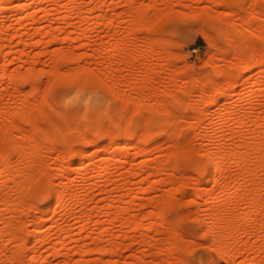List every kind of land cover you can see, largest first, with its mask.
Here are the masks:
<instances>
[{
  "label": "rangeland",
  "instance_id": "1",
  "mask_svg": "<svg viewBox=\"0 0 264 264\" xmlns=\"http://www.w3.org/2000/svg\"><path fill=\"white\" fill-rule=\"evenodd\" d=\"M73 1L79 2V9L82 8L80 9L81 12L88 11V8L92 9V7L96 9H93L95 13L92 15L90 23L84 22L81 15L69 21L66 14L67 9L70 6L73 7ZM81 1H83L82 4ZM224 1L0 0V21H4L8 27L10 26V31L6 35L9 43L6 51L8 58L14 59V62L12 61L13 63L8 64L6 68L0 67V128L4 129L6 126L3 127L4 124H11L15 135L22 139L21 136L25 134L27 138L30 133L25 130L27 128L26 121L18 118V110L21 111L24 107L21 112L24 111V114L28 115V111L30 115L35 107L36 112L40 114L47 110L48 115L44 118L41 117L39 120L42 128L54 130L55 123L53 126L52 122H59L58 124L63 130L66 128L69 138L68 142L65 143L61 132L58 134L60 141L56 144L52 140L49 142L50 136V139L44 137L45 142L40 139V148L42 149L37 152L39 158L36 159V163L42 170L36 180V186H39L40 194H32L30 201L32 199L31 202L36 203L39 201L43 203L46 211L42 209V211L37 212L33 206L27 211L24 203L8 208L9 202L2 200L3 192H6L7 188L11 191V202L14 204L18 192L23 191L25 195L24 191L26 192L27 188L24 187L25 189L23 188L22 191L17 188V182L23 177L18 176L11 179L8 177V172H6V176H0V198L2 197L0 199L2 200L0 201V233L6 230L9 231L15 225L9 227L5 222L12 218L14 223L17 224L19 220L17 221L16 218L20 217L24 220L21 223L23 224L21 235L23 241L28 242V247L26 246L21 255H17V260L16 251L18 250L19 240L17 238L13 239L14 241L0 240V264H20L21 259L19 260V258H22V264H29L30 261H25V259L29 258L30 260L31 254L33 262L31 261L30 264H264V147L261 149V154L258 155L256 149H254L255 147L252 148L255 144L252 143L250 144L252 146H248L249 150L247 149L246 152L253 159L250 160L249 157V160L247 158V161L241 164L246 165V167L249 166L247 168H252V171L249 170V178L247 177L248 179L244 180V184H247L244 185L245 188H236V178L243 166L235 163L236 153L238 154L236 151L241 149L242 142L252 140L254 143L256 140H260V143L264 142V124L259 126L257 123L258 119L264 121V63L258 60L251 64L250 69L245 70L244 67L252 54V50L249 52L251 39L254 42L253 49L259 46L260 49H256V52L261 50V54L258 52L259 55H262L259 58L261 60L264 58V0H227L229 1L227 5ZM249 5L251 8L248 7ZM241 6L245 7H243L244 10ZM130 10L140 11L143 14L135 17L129 14ZM247 10L250 12H247ZM223 20L227 22H223ZM73 25H78L82 29L91 25L90 46L84 44L85 39L83 37L73 38L71 31ZM23 26L29 28V31L23 35V39L28 42L26 47L23 43L18 44L17 41L20 37L15 36L16 31L23 28ZM221 27L222 30H220ZM223 27L228 30L231 37L233 35L232 39L234 41L223 30ZM37 28L42 30L38 35L34 32ZM48 30H53L56 33L55 40L50 41L51 43L47 40L46 32ZM234 30H236V33ZM222 31L228 37L224 36ZM248 32L251 33L250 36H248ZM241 33L243 34L241 35ZM245 34L248 37H245ZM127 36L131 40L133 39L134 41H132L135 43L133 44L128 39V45L133 48V51H137V57L131 56V59L134 60L132 61L135 62V64H131L133 67L129 65L130 63L128 65L127 63L124 64L118 58H115L114 62L111 61L114 41L127 39ZM224 37L230 42H227ZM243 39L246 42H248L247 40L250 41L249 46L245 45L248 43H244ZM99 47H102L101 49L104 51L98 49ZM234 47L239 49L237 50L239 53L235 52L236 48L234 49ZM232 48L234 51H232ZM23 49H25L24 54L21 53ZM62 50L66 52L68 50V54L71 53L68 59L64 56L65 60L62 57L61 59L60 57L57 58ZM236 53L240 54L241 57L235 55ZM55 54L57 59L54 58ZM231 55L232 57L237 56L236 61ZM70 56H73V58ZM242 58H246L247 61L242 60ZM53 60L54 62L57 60L56 62H60L62 65L60 66L62 75L77 69V67L93 72L94 79L92 81L90 79L92 83H88L89 79L82 78H79V81L77 79L76 82L73 79H70L72 81L66 79L67 83L62 82L61 79L62 83L60 81L56 82L57 79H53L54 77L49 74L51 67L53 68L54 65H52ZM213 66L215 68L220 67L222 70L225 69L224 71L229 68L233 69H231L233 73L230 76L228 75L229 77L227 76L225 79L222 76L221 81H218L221 82V90L223 87L228 89L233 86L231 94L226 96L221 94V91L217 93V86L215 89L212 82L215 77L216 80H219L220 77L216 75L217 72ZM30 68L35 71V81L22 79L23 81L21 80L13 86L15 83L12 77L9 78L10 73H15L18 70L27 73ZM105 70L108 74L105 73ZM112 70L115 71L112 72ZM147 71L155 76L153 78L151 76L155 82L149 78L150 76L146 75L148 74ZM214 71L216 73H213ZM110 72L114 73L112 79L109 77ZM240 72H244L241 80ZM143 77L146 78L145 82L150 83L151 80L153 84L144 83L146 86H143ZM201 77L213 86L209 87L206 93L197 90V84L203 81ZM66 80L63 81L66 82ZM113 83L117 87H114ZM137 83L138 85H136ZM187 83L188 85H186ZM32 84L34 87L36 86L34 91L32 90L34 89ZM140 84L143 86L141 89H145L150 95L149 97L147 93H143L146 99L143 98V95V100L141 101L142 98L139 99L149 109L146 112L144 111V114H152V117L156 120L163 119L164 116L168 118L167 114L163 116V113L159 112L165 106L171 112L179 114L177 117L175 116L177 120L175 123L177 124L174 127L175 129L172 130L173 133L171 132L173 125L171 129L169 127L170 134H167L169 130L165 133L157 125H154L152 135L146 142L142 143L146 151H141L139 154V151L132 145L133 147L130 146L126 150L128 151V154H126L128 159L125 157V162H117V164L115 161L116 151L118 150L117 142L125 137V133L115 129L114 141L109 143L107 137L101 138L100 141H105L104 143L110 145L106 146L107 149L103 153L94 155V151L91 150L92 147H95L94 144L92 146L85 142V135H92V132L81 129L83 133H79L80 130L76 129L87 122L96 125L100 121L104 129H106L104 124H109L108 127H114L117 123H122L133 112V100L130 99L127 108H124L126 103L121 100L124 99L121 95L124 94L123 91L126 92L130 88L132 90H128L129 93L132 92L131 98L139 97L138 91L136 93L135 90L142 91L138 88ZM148 85L158 89L157 92L160 90L161 93L158 92L160 93L158 95L155 89H151L150 86L149 88ZM110 86L113 87L110 88ZM188 86L190 90H188ZM15 87L20 88V90L15 89ZM38 87L40 88L38 89ZM116 88L120 97L117 95L118 92L114 91ZM134 88L136 89L134 90ZM111 89H114V92ZM148 89L149 91H147ZM211 89L213 92L210 91ZM30 90L33 92L31 93ZM74 90L75 92H73ZM153 90L156 92L155 95L152 93ZM184 90L191 91V93H186ZM63 93H70L72 95L71 99L67 102H61L60 98ZM151 93L153 96H151ZM174 96H179V99ZM213 96L217 99V102H212ZM39 101H42L43 109L41 105H38ZM30 104L34 107L31 105L30 108ZM18 105L23 107L20 108ZM49 105L58 108L60 112ZM199 110H203L199 112L200 120H202L200 122L209 120L210 114L216 112L213 114L212 124L206 131H200L195 124H193L194 127L193 125L190 126V123L196 120L193 116H196L195 114ZM9 111L11 112L9 113ZM82 112H85V117ZM247 112H251L252 120L248 124H243L239 118ZM13 120L17 125L13 123ZM104 120L105 122H103ZM14 126L17 129H19V126H24L25 131H15ZM2 130L0 129V135L3 133ZM42 134L44 133L42 132ZM208 136L212 137L215 144H224L228 151L235 144L236 146L239 145L235 149L236 153L232 154L225 164V173L220 178L224 184L223 187L219 183L214 185L212 180L206 181L211 168L207 165L206 154H203L206 151H204L201 141ZM80 139L82 140L81 143ZM135 139L136 137H132L131 140ZM23 142L28 143V138L24 139ZM114 142L115 145H112ZM41 145L44 147H41ZM262 145L264 146V143L260 144L261 148ZM50 146H53V149ZM79 147L84 150L88 149L85 152L86 155L77 156L72 154L64 159L65 164L70 162L67 164L69 167H73L72 162H74V166L77 164L79 169L77 173L75 172L72 175V181L70 180L73 190H70V196L68 195L65 202L54 210L55 191L50 177L55 173L57 164L61 162L62 151L66 149V151H72L73 148L79 150ZM108 153H111L112 157L109 167L110 173L100 176L101 167L98 164L104 156L110 155ZM86 156H96L94 159L96 164L93 166V170L88 171V173L85 171V162L88 161ZM257 156L261 161L255 160L258 159ZM156 160L163 161L161 164L163 163L164 167L167 166L168 169L167 167H165V170L160 169L159 166L157 167ZM254 160L255 163L250 166L248 163L250 161L253 163ZM154 161L156 162L154 163ZM144 162H151V167L141 173L139 167ZM25 164H21V166ZM3 170H5L4 167L0 165V173ZM171 171L175 174H171ZM202 173H205L204 185L203 188H197L198 180L195 176L199 178ZM36 195H39L40 198H36ZM77 195H81V199ZM164 200H170V205H159ZM226 205L232 210L238 211L241 220L236 223V226L234 225V228H229L231 235L228 238V244L226 247H222L221 234L224 228L220 227L221 229L218 228L215 233H210L205 217L209 209L212 215L217 216L218 210ZM15 226L11 231L19 234L20 231ZM35 231L44 235L39 237V241L32 238ZM46 233L49 234L48 241L43 240L47 235ZM181 233L183 234L180 235L182 237L179 236ZM242 244H244L246 251L244 256L240 255ZM112 245L115 248L112 249L114 252L116 248L120 250H118V255L116 254L117 251L112 253L113 255H105L101 247L106 249L107 247L111 248ZM34 246L38 248H34ZM4 248L9 250L14 248L12 250L14 252L8 251L10 254L11 252L14 253L15 258L12 256V258L7 257L6 259L4 254L1 253ZM84 248L92 249L89 252L81 253V250H86ZM32 249L37 250L33 251ZM93 251L95 252L93 253ZM254 252L261 257L262 261L260 263L250 261L255 256ZM36 253L38 254L36 255ZM23 255L25 259H23ZM108 258L110 259L108 260ZM138 259H145L143 260L145 262ZM110 260L113 262L111 263ZM134 260L137 263H133Z\"/></svg>",
  "mask_w": 264,
  "mask_h": 264
},
{
  "label": "bare ground",
  "instance_id": "2",
  "mask_svg": "<svg viewBox=\"0 0 264 264\" xmlns=\"http://www.w3.org/2000/svg\"><path fill=\"white\" fill-rule=\"evenodd\" d=\"M12 1H15V0H12ZM38 1V0H37ZM220 1V0H219ZM221 1H224V0H221ZM244 1H246V0H244ZM218 2V1H217ZM224 2H226V5H227V2H229V1H224ZM74 5H73V7L72 6H70L68 9H67V14H66V17L67 18H69V21H71V20H73V18H76V16H78V15H81V17H82V19H83V21L84 22H86V23H88L91 19H92V15L95 13V11L94 10H96V9H94L93 7H92V9H89L88 8V11L87 10H85L84 12H81L80 11V9H82L81 7H80V9H79V2L77 1V2H72ZM83 3V1H81V4ZM219 3H222V2H219ZM252 3V2H251ZM229 4V3H228ZM245 4V3H244ZM246 5V4H245ZM244 5V6H245ZM243 6V7H244ZM230 7H231V5H230ZM242 7V6H241ZM242 7V8H243ZM248 7H250V5L248 6ZM245 8V7H244ZM244 8H243V10H244ZM251 8V7H250ZM254 8V6L252 7V9ZM84 9V8H83ZM94 9V10H93ZM248 9V8H247ZM97 10H98V8H97ZM248 10H251V9H248ZM247 10V12H250V11H248ZM83 11V10H82ZM101 11V10H100ZM103 11V10H102ZM129 14H132V15H134L135 17H138V16H142V14H143V12H140V11H134V10H130L129 11ZM131 15V16H132ZM213 15V14H212ZM99 16V15H98ZM79 17V16H78ZM219 17V16H218ZM217 17V18H218ZM78 19V18H77ZM221 19V18H220ZM223 19V18H222ZM78 21V20H77ZM76 21V22H77ZM81 21V20H80ZM222 21V20H221ZM73 22V21H72ZM72 22H70V24H72ZM223 22H227V21H225V20H223ZM229 22H231V21H229ZM90 23V22H89ZM229 24V23H228ZM232 24H235L234 22H232ZM236 25V24H235ZM68 26V25H67ZM222 26H224V25H222ZM233 26V25H232ZM70 27V26H69ZM73 28V30H71L72 31V35L74 36L73 38L74 39H77V38H81V37H83L84 39H85V43L84 44H87V45H89L90 46V44H91V41H90V39H89V37H90V31H91V25H90V27H89V25L87 26V27H89V28H85V29H82V27H79L78 25H73L72 26ZM9 28H10V26L8 27L7 25H6V23L4 22V21H0V67H4V68H6L7 66H8V64H10L12 61L14 62V59H9L8 58V53H7V51H6V47L9 45V43H8V38H7V34H8V32L10 31L9 30ZM235 28V27H234ZM233 28V29H234ZM226 28H224L223 27V30H225ZM220 30H222V27H221V29ZM245 30V29H244ZM243 30V31H244ZM29 31V28H27V26H23V28H19L17 31H16V33H15V36L17 35V36H19L20 37V39H19V41H17V43L18 44H20V43H23L24 44V47H26L27 45H28V42H27V40L26 39H23L24 37H23V35L24 34H26L27 32ZM70 31V32H71ZM236 30H234V32H235ZM37 35L39 34V33H41L42 32V30L40 29V28H37V29H35V31H34ZM223 32V31H222ZM225 32L228 34V30H225ZM242 32V31H241ZM34 33V34H35ZM236 33V32H235ZM239 33V32H238ZM247 33V32H246ZM249 33V32H248ZM35 34V35H36ZM46 34H47V40L50 42V41H53V40H55L54 38L56 37V33H55V31H53V30H48L47 32H46ZM227 34H225L224 32H223V35L225 36H227L228 37V35ZM243 33H241V35H242ZM250 34L251 33H249L248 34V36H250ZM115 35V34H114ZM129 35V34H128ZM237 35V34H236ZM239 35V34H238ZM246 35V34H245ZM230 37H231V35H229ZM240 36V35H239ZM247 35L245 36V37H248ZM126 37V36H125ZM128 38L126 39V38H124V40H120L119 41V39H118V41H114V46H113V52L111 53L112 55V62H114V60H115V58L117 59H119L120 61H123L124 62V64H126L127 63V65H128V63H130L129 65H131V64H135V62H133L134 60L133 59H131V56L132 55H134V57H137L136 56V54H137V51L135 52V51H133L132 49L133 48H131L130 47V45H128V43H127V40L129 39L130 41H132L131 39H130V37L129 36H127ZM229 37V38H230ZM232 37H233V35H232ZM232 37H231V39H232ZM122 39V38H121ZM126 39V40H125ZM224 39L225 40H227L226 39V37H224ZM115 40H117V39H115ZM240 40H241V37H240ZM244 40V39H243ZM47 41V42H48ZM134 41V40H133ZM133 41H132V43H133ZM229 40H227V42H228ZM232 41H234V39H232ZM236 41V40H235ZM248 42H246L245 40H244V43L246 42V43H248V44H245V45H248L249 46V44H250V41L249 40H247ZM251 41H252V43L250 44L251 45V49H249V52L252 50V54L250 55V57H249V59H248V61L247 60H245V59H243L242 58V60H244V61H247V64L244 66L245 67V70H247V69H250V67H251V64L252 63H254V62H257L258 60L260 61V62H262V63H264V58L261 60L260 58V56H262V55H259V53L261 52V50L259 51H257L256 52V49H258L259 48V46L257 47V48H255V49H253L254 47H252V45H253V40L251 39ZM226 42V41H225ZM230 42V41H229ZM237 42V41H236ZM16 43V45L18 46V44ZM51 43V42H50ZM105 43V42H104ZM232 43V42H231ZM230 43V44H231ZM103 44V43H102ZM101 44V45H102ZM129 44H131V43H129ZM133 44H135V43H133ZM100 45V46H101ZM232 45V44H231ZM256 45V44H255ZM103 46V45H102ZM109 46V45H108ZM234 46V45H233ZM235 46H237L236 44H235ZM247 46V47H248ZM153 47V46H152ZM238 47V46H237ZM237 47H234V49H235V52L237 51V50H239V49H237ZM247 47H244L245 49L247 48ZM17 48V47H16ZM102 48V47H101ZM100 47L98 48V49H100L101 51H104V50H102ZM105 48V47H104ZM150 48V47H149ZM106 49V48H105ZM233 49V48H232ZM234 49L232 50V51H234ZM260 49V48H259ZM150 50V49H149ZM148 50V51H149ZM231 50V49H230ZM253 50H255V51H253ZM63 51V55L61 54V52ZM62 51H60V53L58 54V56H57V58L58 57H60V59H61V57L63 58V60H65L64 59V57H66L67 59H68V57H69V55H71V53L70 54H68V50H67V52L65 51V50H62ZM109 51V50H108ZM245 51V50H244ZM68 54H66V53ZM98 52L100 53V51L98 50ZM135 52V53H134ZM234 52V53H235ZM238 52V51H237ZM247 52V51H246ZM259 52V53H258ZM21 53L22 54H24L25 53V49H23V50H21ZM97 53V52H96ZM102 53V52H101ZM133 53V54H132ZM234 53H233V55H234ZM239 53V52H238ZM241 53V52H240ZM86 54V53H85ZM231 54H232V52H231ZM248 54V53H247ZM261 54V53H260ZM60 55H62V56H60ZM97 55V54H96ZM101 55V54H100ZM109 55V54H108ZM140 55V54H139ZM235 55H239L240 57H241V55H242V53H241V55L240 54H235ZM55 56H56V54L54 55V58H55ZM64 56V57H63ZM74 56V55H73ZM73 56H70L71 58H73ZM117 56V57H116ZM97 57H99V56H97ZM133 57V56H132ZM231 57H232V55H231ZM236 57L237 56H235V57H232V58H234V60L236 59ZM240 57H238V58H240ZM244 57V56H243ZM247 57V58H248ZM260 57V58H259ZM19 58V57H18ZM53 58V59H54ZM57 58H55V59H57ZM130 60H131V62H133V63H131L130 62ZM133 60V61H132ZM137 60V59H136ZM240 60V59H239ZM57 60H55V62H54V60L52 61L53 63H52V65H53V68L51 67V69H50V75H51V77H54L53 79H57L56 80V82H58V81H60V79L62 80V82H64V83H67V80L66 79H68V80H70V79H73L75 82H76V80L78 79V81H79V78H82V79H89L88 80V83H92L91 81H92V79H94L93 78V72L91 73V72H88L86 69H84V68H78L77 67V69H75V70H72V71H70V72H67V73H65V75L63 74H61L60 73V69H61V67L60 66H62L61 64H60V62H56ZM62 61V60H61ZM110 61V60H109ZM119 61V62H120ZM148 61V60H147ZM236 61V60H235ZM238 61V60H237ZM12 62V63H13ZM111 62V63H112ZM116 62V61H115ZM140 62H143V61H140ZM62 63V62H61ZM64 63V62H63ZM107 63V62H106ZM105 63V64H106ZM259 63V62H258ZM35 64V63H34ZM109 64V63H108ZM121 64V63H120ZM136 64H137V62H136ZM142 64V63H141ZM147 64V63H146ZM148 64H149V61H148ZM153 64V63H152ZM29 65V64H28ZM30 65H32L31 63H30ZM66 65V64H65ZM99 65V64H98ZM140 65V64H139ZM135 66V65H134ZM137 66H138V64H137ZM230 66H233V65H230ZM29 67H31V66H29ZM34 67V66H33ZM99 67V66H98ZM97 67V68H98ZM102 67H104V66H102ZM111 67V66H110ZM131 67H133V65H131ZM144 67H145V64H144ZM146 67H148V65H146ZM156 67V66H155ZM169 67V66H168ZM214 67V66H213ZM217 67V66H216ZM233 67H235V66H233ZM3 68V69H4ZM87 68V67H86ZM106 68V67H105ZM109 68V67H108ZM127 68V67H126ZM150 69H151V67H149ZM157 68V67H156ZM166 68V67H165ZM215 68V67H214ZM218 68V69H217ZM217 68H215L216 69V72L214 71L213 73H216V75H218L219 77H220V79L219 80H216L215 78V80L213 79V82H212V84H213V86H215V89H216V86H217V93L219 92V91H221L220 93L221 94H224V95H229V94H231V91H233V89H232V87L230 88H224L223 86V88H222V90H224L223 92H222V90H221V82H218V81H221V77L223 76L225 79H226V77L229 75L230 76V74L231 73H233V69L232 68H229L228 70H226V71H224V70H222V68H220V67H217ZM220 68V69H219ZM236 68V67H235ZM19 69V68H18ZM34 69V68H33ZM89 69V68H88ZM104 69V68H103ZM132 69V68H131ZM167 69V68H166ZM170 69V68H169ZM232 69V70H231ZM5 70V69H4ZM53 71V75L51 74V72ZM97 70H99V69H97ZM109 70H110V68H109ZM116 70V69H115ZM115 70H112V72H114ZM6 71V70H5ZM4 71V72H5ZM28 71V70H27ZM62 71V70H61ZM106 71V70H105ZM111 71V70H110ZM142 71H144V70H142ZM145 71H146V69H145ZM161 71H163V70H161ZM170 71V70H169ZM174 71V70H173ZM35 71H32V68H30V71L29 72H27V73H23L21 70H18L17 72L15 71V73L14 72H12V73H10V77L9 78H13V80H14V85L13 86H15L19 81H21L22 79H28V81L29 80H31L32 82H33V80L35 81V78H36V75H35V73H34ZM63 72V71H62ZM112 72H110V75H109V77L112 79V77H113V75H114V73H112ZM148 72V71H147ZM158 72V71H157ZM103 73V72H102ZM105 73H107V71L105 72ZM150 72H148V74H146V75H148V76H150L149 78L151 79V80H153L152 78H153V74L152 73H150ZM241 73V72H240ZM243 73L244 72H242L241 73V77H240V80L243 78ZM6 74V73H5ZM108 74V73H107ZM144 74V73H143ZM160 74V73H159ZM164 74V73H163ZM98 75V74H97ZM95 76V75H94ZM105 76V75H104ZM141 76V75H140ZM144 76V75H143ZM151 76H152V78H151ZM211 76V75H210ZM228 76V77H229ZM245 76V75H244ZM4 77V76H3ZM101 77V76H100ZM106 77V76H105ZM155 77V76H154ZM160 77V76H159ZM176 77V76H175ZM8 78V77H7ZM144 79H142L143 80V86H146L144 83H148V82H145V77H143ZM148 78V79H149ZM211 78H213V77H211ZM211 78H209V79H211ZM90 79H91V81H90ZM103 79V78H102ZM147 79V80H148ZM201 79H202V77H201ZM208 79V80H209ZM63 80H66V82L65 81H63ZM106 80V79H105ZM108 80H109V78H108ZM146 80V81H147ZM151 80L149 81L150 83H148V84H151L152 82H151ZM200 80V79H199ZM203 80V81H202ZM201 81V83L199 84H197L196 82V80H194V81H196L195 83L198 85V88H197V90H198V92L200 91L201 93H206L207 91H208V89H209V87H211L212 85L211 84H209V82H207V81H204V78L202 79ZM23 81V80H22ZM70 81H72V80H70ZM94 81V80H93ZM141 81V80H140ZM193 81V82H194ZM212 81V80H211ZM61 82V81H60ZM61 82V83H62ZM69 82V81H68ZM81 82V81H80ZM83 82V81H82ZM97 82H98V80H97ZM106 82V81H105ZM109 82V81H108ZM111 82V81H110ZM112 82H114L113 80H112ZM111 82V83H112ZM142 82V81H141ZM153 82H155L154 80H153ZM238 82H239V80H238ZM94 83V82H93ZM235 83V82H234ZM77 84V83H76ZM75 84V85H76ZM99 84H100V81H99ZM108 84V83H107ZM114 84V83H113ZM113 84H110V85H113ZM153 84V83H152ZM220 84V85H219ZM239 84V83H238ZM74 85V86H75ZM115 85V86H114ZM113 86L114 87H117L116 86V84H114ZM118 85V84H117ZM136 85H138V83L136 84ZM186 85H188V83L186 84ZM189 85H190V82H189ZM32 86H33V84H32ZM113 86H110V88L111 87H113ZM142 86V84H140V86H138V88L139 89H141V87H143ZM150 85H148V87H149ZM155 87H156V85H154ZM212 86V87H213ZM136 87V86H135ZM151 87V86H150ZM149 87V88H150ZM196 87V86H195ZM33 88L34 89H32L33 91L34 90H36V86L34 87L33 86ZM40 87H38V89H39ZM137 88V87H136ZM136 88H134V90L136 89ZM153 87H151V89H152ZM15 89H19L20 90V88H17V87H15ZM14 89V90H15ZM37 89V90H38ZM129 90H132V89H130V88H128ZM127 89V91L125 92V91H123L124 92V94L123 93H120V94H123V95H121V97L123 96V98L124 99H121L122 101L124 100L125 102L124 103H126L125 104V106H124V108H127V103L129 102V101H131L130 99H132L133 100V102H132V105H133V112L131 113V114H129L128 115V117H126L125 118V120L122 122V123H117V125L116 126H114V127H108V125L107 124H104V125H106V129H104V127L102 126V124H101V122L100 121H98L97 123H96V125H93L92 124V122H87V123H84L82 126H80L79 127V125H78V129H76V130H80L79 131V133L80 132H82L81 131V129L82 130H87V131H90V132H92V135L91 134H89V135H91V136H86L85 135V142L87 143V144H94V146L95 147H92L93 149H91L92 151H94L93 152V154L94 155H97V154H100L101 152L103 153V151L105 150V149H107V145L109 146L110 144L109 143H112L113 141H114V134H115V129H117L118 131H123V133H125V137L120 141V142H117L118 143V146H117V153H116V155H117V157H116V159H115V161H116V163L117 162H119V163H121L122 161L123 162H125V157H127V159H128V156H126V154H128V151H126L130 146L131 147H135L138 151H139V154L141 153V151L143 152V151H146V149L143 147V145H142V143L143 142H146L149 138H150V136L152 135V127L154 126V125H157L158 126V128H160V129H162L163 131H165V133L169 130V127H170V129L172 128L171 126L173 125V128L171 129V132H172V130L173 129H175L174 127H175V125L177 124V123H175V122H177V120L175 119V116L177 117V115H179L178 113L176 114V113H173V112H171L170 110H169V108L167 107V109H166V106H165V108L164 109H161V111H159V112H162L163 113V116H164V114H167L168 115V118H167V116H164L163 117V119H154L153 117H152V114H144L146 111H148L149 109L144 105V104H142L141 103V101L143 100V98L144 99H146V97L144 96V94L145 93H147L146 91H145V89L143 90V89H141L142 91H140V90H135V92L136 91H138V95H139V97H137V98H134V99H136L135 101H134V99L133 98H131L132 97V92L131 93H129V90ZM153 89H155V88H153ZM218 89H220V90H218ZM32 90H30L31 91V93L33 92ZM94 90V89H93ZM112 90V89H111ZM114 90V89H113ZM112 90V91H113ZM157 90L158 89H155V91L157 92ZM183 90V89H182ZM188 90H190L189 89V86H188ZM30 91H29V94H30ZM114 91H117L118 93H117V95H118V97H120L119 96V91H118V89L116 88V90H114ZM113 91V92H114ZM144 91V92H143ZM147 91H149V89L147 90ZM154 90L152 91V93L154 94V93H156ZM184 91H186V93H191V91H187V90H184ZM210 91H212V89L210 90ZM215 91V90H214ZM21 92V91H20ZM20 92H18V93H20ZM38 92H39V90H38ZM73 92H75V90L73 91ZM158 92H160V90L158 91ZM157 92V94L159 95L160 93H158ZM213 92V91H212ZM116 93V92H115ZM137 93V92H136ZM144 93V94H143ZM149 93V92H148ZM147 93V94H148ZM151 93V96H153V94ZM193 93V92H192ZM195 93V92H194ZM15 94V93H14ZM74 94V93H73ZM86 94H88V93H86ZM147 94H146V96H147ZM178 94V93H177ZM176 94V95H177ZM185 94V93H184ZM35 95V94H34ZM113 95H114V93H113ZM116 95V94H115ZM116 95V96H117ZM142 95L144 96L143 98H142ZM155 95V94H154ZM179 95V94H178ZM188 95V94H187ZM224 95H221V96H224ZM19 96V95H18ZM71 94L70 93H63L62 95H61V98H60V101L61 102H67V101H69L70 99H71ZM85 96V95H84ZM148 96L150 97V95L148 94ZM174 97H178L177 99H179V96H174ZM140 98H142L141 99V101H139V99ZM148 98V97H147ZM187 98H188V96H187ZM215 97L213 96V100H212V102H217V99L215 98ZM120 99V98H119ZM84 100V99H83ZM24 101V100H23ZM26 101V100H25ZM24 101V102H25ZM35 101V100H34ZM34 101H32V102H34ZM107 101V100H106ZM28 102H31V101H28ZM27 102V103H28ZM38 102V101H37ZM37 102H35V103H37ZM41 102L42 101H39V104L38 105H41ZM211 102V101H210ZM211 102V103H212ZM22 103V102H21ZM26 103V104H27ZM219 103V102H218ZM25 104V105H26ZM49 104H51V103H49ZM23 105V104H22ZM28 105V104H27ZM32 104H30L29 106H30V108L33 106H31ZM37 105V106H38ZM130 105H131V102H130ZM162 105V104H161ZM36 106V105H35ZM49 106H51V105H49ZM199 106V105H198ZM18 107H23V106H19L18 105ZM34 107V106H33ZM41 107H42V105H41ZM51 107H53V109L55 108L53 105L51 106ZM130 107V106H129ZM162 107V106H161ZM192 107V106H191ZM196 107V106H195ZM26 108H28L29 110H31L29 107H26ZM25 108V109H26ZM39 109H40V107H38ZM86 108V107H85ZM121 108H122V106H121ZM193 108V107H192ZM197 108V107H196ZM205 108V107H204ZM23 109H24V107H23ZM22 109V110H23ZM33 109V108H32ZM34 109L35 110H32L31 112H33V113H31L30 115H29V112L27 111V114L28 115H25L24 114V111L23 112H21L20 110H18V118L19 119H21V120H24V121H26L25 123H26V125H27V128L25 129V128H23L24 126H19V129H17L16 128V126H14V128H16L15 129V131L17 130V131H27V132H29L30 134H29V136L27 137L28 138V143H24L23 142V140L25 139H27L26 138V136H25V134L23 135V136H21V137H23L22 139L21 138H19V136H17V135H15L14 133H13V125L11 126V124L10 125H7V124H4L3 125V127H4V129L1 127L0 129L2 130V134L0 135V165H2V167H4V169L5 170H3L1 173H0V176L2 175V177L5 175L6 176V172H8L7 174L9 175L8 177H10L11 179H15L16 177H18V176H20V177H23L21 180H19L18 182H17V188L20 190V191H22V189L25 187V188H27L26 189V192L24 191V193H25V195L23 194V191L22 192H18L19 194L17 195L18 197H16V202L13 204L12 202H11V191L8 189H6V192H3V198H2V200L3 201H5V202H9V206H8V208L10 207V208H12V207H14L15 205H19V204H23L24 203V206L27 208V211L33 206L34 208H35V211H37V212H40V211H42V209H43V211H46V210H44V208L46 209V207H43V203H40L39 201H37L36 203H34V201L33 202H31L32 201V199H31V201H30V198L32 197L31 195L33 194H37V193H39L40 194V191L38 190V188H39V186H36L37 184H36V180H37V178H38V176L40 175V172L42 171V170H40L41 168H39L40 166L38 165V163H36V159H38L39 158V156H38V154H37V152H39L42 148H40V139H43L44 140V137L46 136V137H48L49 139H50V137H51V139H50V141L49 142H51V140H52V142L53 143H58L59 141H60V139H59V137H58V134L59 133H61L62 132V136H63V141L65 142V143H67L68 142V134H67V132H66V128H64V130L60 127V124H58L57 122H55V121H53L52 122V125L54 126V123H55V129L53 130V129H50V130H46L45 128H42V125L39 123V120H40V118L42 117V118H44V117H46V115H48L47 113H46V111L42 114H40V113H37L36 112V108L34 107ZM38 109V110H39ZM42 109H43V107H42ZM130 109V108H129ZM203 109V108H202ZM54 110H57L58 112H60L59 111V109L58 108H55ZM41 111V110H40ZM145 111V112H144ZM200 111H203V110H199L195 115L196 116H193V117H195V121L193 122V123H190V126L192 127V125L193 124H195L196 125V127L197 128H199L200 129V131H206L209 127H210V125L212 124V118H213V114H215L216 112H214V113H211L210 115H211V117L209 116V120H207V121H203V122H200V121H202V120H200V116H199V112ZM206 111V110H205ZM11 111H9V113H10ZM62 112H63V110H62ZM128 112H129V110H128ZM182 112V111H181ZM83 113V112H82ZM85 113V112H84ZM83 113V114H84ZM161 113V114H162ZM5 114H7V113H5ZM83 114H82V117H83ZM127 114V113H126ZM11 115V114H10ZM85 115L86 114H84V117H85ZM142 115H144V116H142ZM241 115V114H240ZM7 116V115H6ZM5 116V117H6ZM140 116H142V117H140ZM11 117V116H10ZM73 117V116H72ZM202 118V117H201ZM178 119V118H177ZM10 120V119H9ZM106 120V119H105ZM105 120L103 121V122H105ZM176 120V121H175ZM239 120H240V122H242L243 124H248V123H250V121L252 120V114H251V112L250 113H243L242 114V116H241V118H239ZM69 121V120H68ZM9 122V121H8ZM10 122H12V121H10ZM196 122V123H195ZM13 123L14 124H16L15 122H14V120H13ZM12 123V124H13ZM116 123V122H115ZM258 124H259V126H262L263 124H264V121L262 120V119H258V122H257ZM72 124V123H71ZM75 124H77L76 122H75ZM241 124V123H240ZM17 125V124H16ZM195 125H193V127L195 126ZM44 126V125H43ZM75 126H77V125H75ZM18 127V126H17ZM22 127V128H21ZM41 127V128H40ZM71 127V126H70ZM73 127V126H72ZM108 127V128H107ZM69 128V127H68ZM25 129V130H24ZM30 129H31V132H30ZM45 129V130H44ZM47 129H49V127H47ZM70 129V128H69ZM74 129V128H73ZM159 129V130H160ZM72 130V129H71ZM156 130V129H155ZM159 130H157V131H159ZM154 131V130H153ZM156 131V132H157ZM42 132L44 133V134H42ZM169 133H167V134H170V130L168 131ZM83 133V132H82ZM86 133V132H85ZM122 133V132H121ZM173 133V132H172ZM17 134V133H16ZM42 134V135H41ZM46 134V135H45ZM78 134V133H77ZM84 135V134H83ZM154 135V134H153ZM42 136V137H41ZM50 136V137H49ZM25 137V138H24ZM83 137V136H82ZM108 138L109 139V143H104L105 141H100V139L101 138ZM132 137H136V139L135 140H131L132 139ZM258 137V136H257ZM81 140V139H80ZM255 140V139H254ZM253 141V140H252ZM252 141H246V142H242V145L240 146V148L241 149H239L238 151H236V152H238V154L235 152V149H237L236 147L238 146L239 147V145H237L236 146V144H235V146H232V148H229L230 150L228 151L227 150V148L225 147V145L224 144H222V143H217V144H215V142H214V140L212 139V137L211 136H208V137H206V138H204L202 141H201V143H202V146H203V148H204V151H206V152H204L203 154H206V158H207V160H206V162H207V165H209L208 167H210L211 169V172L209 173V176H208V178H206V181L208 180V181H210V180H212V183L215 185V184H220V186L221 187H223V182H221V180H220V178H221V175L223 174V173H225V164L227 163V160H229V158H230V156H232V154H234V153H236V158H235V163L238 165V164H244V162L245 161H247V158H248V160H249V157L250 156H248V152H246L247 151V149H248V146L250 145V144H252L253 143V145L254 146H252V145H250V146H252V148L253 147H255L254 149H256V152H257V154L259 155V153L261 152V149H263V145H262V148H261V146H260V144H262V143H264V142H261L260 143V140H256V142L254 143V142H252ZM262 141V140H261ZM44 142H45V140H44ZM47 142V141H46ZM82 142V140L80 141V143ZM181 143V142H180ZM240 143V142H239ZM54 144V145H55ZM238 144V143H237ZM45 145V144H44ZM47 145V144H46ZM45 145V146H46ZM112 145H115V142H114V144H112ZM133 145V146H132ZM48 146V145H47ZM83 146V145H82ZM41 147H44L43 145H41ZM50 147H52V149H53V146H50ZM70 147V146H69ZM55 148V147H54ZM82 148V147H81ZM80 147H79V150H78V148L76 149V148H73L72 149V151H62V153H61V162L60 163H58L57 164V166H56V170H55V173L50 177V179H51V183L53 184V190L55 191V203H53L54 204V210H56V209H58V207H60V205H62V203H64L65 202V200H66V198H68V195H69V192H70V190L72 191L73 190V188H71V183H70V180L71 179H73V174L76 172L77 173V170H79L78 169V167H77V164H76V166H74L75 164H74V162H72L71 164L73 165V167H69L67 164H69L70 162H68V163H66L65 164V160L64 159H67L68 158V155H72V154H76L77 156H83V155H86L85 154V152L88 150V149H86V150H84V149H81ZM40 149V150H39ZM51 149V148H50ZM76 151H75V150ZM95 149V150H94ZM249 150V149H248ZM251 150V149H250ZM203 151V150H202ZM263 151V150H262ZM163 152V151H162ZM30 153H32L31 155H30ZM42 153V152H41ZM248 153V154H247ZM255 153V152H254ZM263 153V152H262ZM28 154H29V156H28ZM92 154V155H93ZM108 154H110L109 156H104L103 157V159H101L100 161V164H98L101 168V170H100V176H105V175H107V174H109L110 172H109V167H110V163H111V159H112V157H111V153H108ZM256 154V155H257ZM261 154V153H260ZM263 155V154H262ZM261 155V156H262ZM96 157V156H95ZM95 157L94 156H86V158L88 159V161H86L85 163H86V165H85V171L88 173V171H91V170H93L92 168H93V166L96 164V162H95ZM253 157H255V155H253ZM258 157V156H257ZM76 158H78V157H76ZM251 159L250 160H252L253 158L252 157H250ZM126 159V160H127ZM23 160H25V162H23ZM69 160V159H68ZM80 160V159H79ZM160 160V159H159ZM161 160H163V159H161ZM256 161L257 160H260V158L258 157V159H255ZM255 160L254 161H252L253 163H251V161H250V163H248L250 166H252L251 164H254L255 163ZM157 161V162H156ZM156 161H154V163L155 164H158L157 165V167L159 166V167H161L160 169H164L165 170V167H167V166H165L164 167V164L162 165L161 164V162H163V161H158V160H156ZM261 161V160H260ZM260 161H258V162H260ZM21 162H23V163H21ZM66 162H67V160H66ZM122 162V163H123ZM204 162V161H203ZM24 163H26L24 166H21V164H24ZM150 163L151 162H144V163H142V165H140V167H139V171L142 173V172H145L146 170H148V168L149 167H151V165H150ZM153 163V162H152ZM118 164V163H117ZM160 164V165H159ZM247 164V163H246ZM71 165V166H72ZM97 165V166H98ZM120 165V164H119ZM175 165V164H174ZM256 165V164H255ZM255 165H253L254 167H255ZM79 166V165H78ZM241 166H243V165H241ZM257 166H260V165H257ZM14 167V168H13ZM247 167H249V166H247ZM246 167V165H244L243 167H242V169H241V167H240V169H241V171L239 172V174H238V176H237V178H236V188H245V186L247 185V184H244V180H246V178L248 177V175H249V170L250 171H252V168L250 169V168H247ZM153 168V167H152ZM157 170V171H159V172H163L162 170ZM167 169H168V167H167ZM224 169V170H223ZM153 170H155V169H153ZM172 172V171H171ZM175 174V172H172L171 174ZM183 173H185V172H183ZM250 173H252V172H250ZM127 174V173H126ZM129 174V173H128ZM187 174V173H186ZM205 175V173H202L201 174V176L198 178L197 176H195V178H197V180H198V182H197V184H198V187L197 188H203V182H204V176ZM252 175V174H251ZM76 176V175H75ZM8 177H6L7 179H8ZM249 178V177H248ZM247 178V179H248ZM250 178H251V176H250ZM64 179H66V180H64ZM49 180V179H48ZM48 180H47V182H48ZM72 181V180H71ZM209 183V182H208ZM50 184V183H49ZM125 184V183H124ZM123 184V185H124ZM245 185V186H244ZM52 187V186H51ZM248 187V186H247ZM24 188V189H25ZM248 188H251V187H248ZM81 190H82V188H80ZM28 190V191H27ZM53 190L51 189V191L53 192ZM79 190V189H78ZM116 190H118V188H116ZM39 191V192H38ZM80 193V192H79ZM78 193V194H79ZM39 196V195H38ZM37 195H36V198L38 197ZM53 196V195H52ZM70 196V195H69ZM80 196L81 195H77V197L79 198V199H81L80 198ZM14 197V196H13ZM12 197V198H13ZM35 197V196H34ZM54 197V196H53ZM76 197V198H77ZM0 198V199H1ZM35 198V199H36ZM38 198H40V197H38ZM77 198V199H78ZM15 199V198H14ZM2 200H0V201H2ZM15 201V200H14ZM80 202H81V200H79ZM252 201V200H251ZM257 201V200H256ZM12 204H11V203ZM52 202V201H51ZM77 202H78V200H77ZM79 203V202H78ZM34 204V205H33ZM82 204V203H81ZM157 204V203H156ZM172 204V203H171ZM255 204V203H254ZM159 205H162V206H169L170 205V200H164V201H162ZM256 205V204H255ZM21 206V205H20ZM23 206V205H22ZM71 206V205H70ZM50 207V206H49ZM17 208H18V206H17ZM48 209H50V208H48ZM47 209V210H48ZM23 211V210H22ZM25 213V212H24ZM26 214V213H25ZM28 214V213H27ZM23 215V214H22ZM19 216H20V214H19ZM23 217V216H22ZM20 218V217H19ZM16 218L17 219V224L16 223H14V220L11 218V219H9L7 222H5L6 223V225L7 226H9V227H12L14 224L16 225H14L15 226V228L17 227V229L20 231V233L19 234H16V233H14L13 231H11V230H13L14 229V226H13V228L11 229L10 228V230L9 231H5V232H2V233H0V240L2 241V240H4V239H7V240H12V241H14L15 240V238H17L18 240V250L16 251L17 253H16V258H17V255H21L22 253H23V250H25V248H26V246H27V243L28 242H25V241H23V238H22V235H21V231H22V229H23V227H22V225L23 224H21L22 223V221H24L22 218ZM15 219V220H16ZM22 219V220H21ZM165 220V219H164ZM240 220H241V218L239 217V214H238V211H235V210H232L228 205H226V206H224V207H221L219 210H218V214H217V216L216 215H212V212L210 211V209H209V211H207V214H206V217H205V221L207 222V224H208V228H209V232L210 233H215L217 230H218V228H220V227H223L222 229V234H221V244H222V247H226L227 246V244H228V238L230 237V235H231V232H230V230H229V228H234V225L236 226L237 224L236 223H239L240 222ZM231 226V227H230ZM233 226V227H232ZM8 227V228H9ZM221 229V228H220ZM235 230V229H234ZM233 230V231H234ZM178 232V231H177ZM176 232V233H177ZM179 233V232H178ZM47 234V233H46ZM43 235V234H42ZM38 231H35V233L32 235V238L34 239V240H37V241H39L38 239H39V237L40 236H42ZM49 234H47L46 236H48ZM174 235V234H173ZM180 235H183L182 233L181 234H179V236ZM44 236V235H43ZM45 236V238L43 239V240H46V241H48L47 239L49 238V236L48 237H46ZM141 236V235H140ZM175 237V236H174ZM180 237H182V236H180ZM180 237H178V238H180ZM14 239V240H13ZM135 239V238H134ZM181 240H182V238H180ZM102 240V239H101ZM36 241V242H37ZM26 244H25V243ZM35 242V241H34ZM33 242V243H34ZM43 242V241H42ZM220 242V241H219ZM38 244V243H37ZM97 244H98V241H97ZM101 244V243H100ZM99 244V245H100ZM34 245H35V243H34ZM102 245V244H101ZM33 246V245H32ZM40 246V245H39ZM102 246H104V245H102ZM6 247V246H5ZM28 247V246H27ZM49 247V246H48ZM99 247H101V246H99ZM104 247H106V246H104ZM104 247H101V248H103L102 250H103V253H105V255L106 254H108V255H110V254H112V253H115L116 251V254L120 251L119 249V251L117 250V248H116V251L114 252V250H112V249H115L114 248V246L112 245V247L111 248H104ZM110 247V246H109ZM15 248V247H14ZM13 248V249H14ZM34 248H38V247H35L34 246ZM47 248V247H46ZM87 248H89V247H87ZM96 248H98V247H96ZM96 248H95V251H96ZM5 249V248H4ZM3 249V251L1 252L2 254H4V257H6V259H7V257L9 258V257H11L12 258V256L14 255L15 256V254L14 253H12V252H14V251H12L13 249H10L12 252H11V254L9 253V249L8 248H6L5 250ZM16 249V248H15ZM44 249V248H43ZM84 249H86V248H84ZM92 248H90L89 250H91ZM9 250V251H8ZM33 251H35V250H37V249H32ZM89 250L88 249H86V250H81V253H83V252H89ZM98 250V249H97ZM95 251H93V253L95 252ZM99 251H101V250H99ZM37 252V251H36ZM57 252V251H56ZM79 252H80V250H79ZM97 252V251H96ZM245 246H244V244H242V246H241V248H240V255H242V256H244V254H245ZM9 253V254H8ZM35 253V252H34ZM33 253V254H34ZM41 253V252H40ZM60 253V252H59ZM92 253V252H91ZM101 253V252H100ZM255 253V252H254ZM38 253H36V255H37ZM43 254V253H42ZM67 254H68V252H67ZM11 255V256H10ZM92 255V254H91ZM113 255V254H112ZM118 255V254H117ZM122 255V254H121ZM13 256V258H15ZM34 256H35V254H34ZM19 257V256H18ZM30 257L32 258V254L30 255ZM39 257V256H38ZM111 257V256H110ZM119 257V256H118ZM183 257V256H182ZM259 256H257V254L255 253V256L254 257H252V259L250 260L251 262H256V263H260L262 260L260 259L261 257H259ZM10 258V259H11ZM31 258H30V260H29V258L26 260L25 258H24V255H23V259H25V261H32L33 262V260H31ZM47 258V257H46ZM140 258V257H139ZM21 259V261H22V258H19V260ZM34 259V258H33ZM110 258H108V260H109ZM137 259V258H136ZM146 259V258H145ZM145 259H143V260H145ZM12 260V259H11ZM17 260H18V258H17ZM139 260V259H138ZM141 260V259H140ZM139 260V261H140ZM143 260H141V262H145V261H143ZM15 261H16V259H15ZM21 261L19 262V261H17V262H19L20 264H22L21 263ZM24 261V260H23ZM39 261V260H38ZM107 261V260H106ZM111 261V260H110ZM147 261V260H146ZM8 262V261H7ZM11 262V261H10ZM14 262V261H13ZM30 262H29V264H30ZM31 262V263H32ZM113 261H111V263H112ZM148 262V261H147ZM57 263H58V261H57ZM65 263V262H64ZM133 263H137V262H135V260H134V262ZM28 264V263H27ZM132 264V263H131ZM137 264H139V263H137Z\"/></svg>",
  "mask_w": 264,
  "mask_h": 264
}]
</instances>
